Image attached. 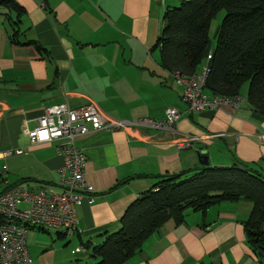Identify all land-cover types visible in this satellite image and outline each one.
Returning <instances> with one entry per match:
<instances>
[{
    "label": "crops",
    "instance_id": "0c3cea01",
    "mask_svg": "<svg viewBox=\"0 0 264 264\" xmlns=\"http://www.w3.org/2000/svg\"><path fill=\"white\" fill-rule=\"evenodd\" d=\"M3 1L0 182L6 187L1 192L16 183L30 190L59 188L63 156L52 143L31 144L27 134L55 104L80 107L92 99L109 115L129 121L164 119L167 109L177 108L179 133L198 137L185 148L166 129L149 126L80 137L93 201L77 206V233L54 229L56 238L39 249V255L46 253L42 264H94L86 243L98 244L105 231L117 230L129 205L163 175L204 165L202 155L213 166L239 163L264 174V115L247 100V88L237 106L189 112L184 86L161 65L155 46L164 11L175 0H14L22 11ZM214 48L210 43L201 66L209 65ZM18 148L24 152L16 153ZM7 150L12 153L3 157ZM9 173L18 180L10 182ZM252 206L240 200L218 202L205 212L188 209L183 222L166 221L122 264H260L244 226ZM26 243L34 264L27 238ZM79 246L84 250L76 252Z\"/></svg>",
    "mask_w": 264,
    "mask_h": 264
},
{
    "label": "trees",
    "instance_id": "16d2710c",
    "mask_svg": "<svg viewBox=\"0 0 264 264\" xmlns=\"http://www.w3.org/2000/svg\"><path fill=\"white\" fill-rule=\"evenodd\" d=\"M1 3L22 11L14 0ZM220 11L225 16L209 61L207 91L234 97L247 84V100L264 115V0H180L179 5L167 7L155 46L161 65L172 73H196L208 51L212 21ZM240 200L253 204L244 223L246 238L264 264V174L239 163L201 165L163 175L129 205L117 230L105 231L102 242L86 246L92 248L94 264H122L169 219L181 223L188 209L205 212L218 202Z\"/></svg>",
    "mask_w": 264,
    "mask_h": 264
},
{
    "label": "built area",
    "instance_id": "2783aa9c",
    "mask_svg": "<svg viewBox=\"0 0 264 264\" xmlns=\"http://www.w3.org/2000/svg\"><path fill=\"white\" fill-rule=\"evenodd\" d=\"M163 3L165 0H162ZM209 65L202 66L191 76L173 73L176 82L184 86L182 100L189 112L223 105L237 106L241 95L228 97L209 93L206 88ZM182 112L169 108L164 119L141 117L135 121L116 118L106 113L94 100L80 107L59 103L47 107L38 119V126L27 131L31 144L49 142L63 156L64 164L59 170V188L45 186L30 190L26 184L9 185L0 193V264H32L27 234L30 229L45 227L59 229L69 235L77 233V206L84 200L91 203L94 185L86 179L87 155L77 144L80 137L103 130L139 129L144 126L166 129L176 136L179 148L191 146L198 139L195 135L180 134L177 124ZM264 140V134L261 135ZM20 154L23 148L15 150ZM12 153L4 151L3 157ZM4 171H7L5 166ZM84 248L79 246L76 252Z\"/></svg>",
    "mask_w": 264,
    "mask_h": 264
},
{
    "label": "rangeland",
    "instance_id": "374dc122",
    "mask_svg": "<svg viewBox=\"0 0 264 264\" xmlns=\"http://www.w3.org/2000/svg\"><path fill=\"white\" fill-rule=\"evenodd\" d=\"M176 4H169V6H174V5H179L180 4V0H175ZM225 16V11H220L216 18L212 21V25H211V28H210V43H211V46L212 47H215L216 44H217V39H218V34H219V30H220V26H221V23H222V20ZM158 52L156 51L155 52V55H157ZM248 85H243L242 89L247 88ZM241 89V91H242ZM241 96H243L241 94ZM184 105H186L184 103ZM15 160V157H12L10 159H8V164L11 166V164L14 162ZM211 165V164H210ZM201 166V165H200ZM199 166V167H200ZM9 180L10 182H15L18 180V178L16 176H14V174H11L9 173ZM6 187V183L5 182H0V192L2 191V189ZM50 232H47V231H39L38 229H30L29 230V233H28V236H27V241L29 243V246L31 248V255L33 257V260H34V264H36L35 261H37V264H42V259L43 257L45 256V252L42 253L41 255H39V249L42 248L43 246L46 245L45 242H51L53 238H56V234H55V230L54 229H49ZM35 234H38V240L37 242L35 243H39L38 246H34L35 243H33V246H32V238L34 237ZM64 244V241L62 242H58L56 244V249H58V247H63ZM70 251V247H67V252Z\"/></svg>",
    "mask_w": 264,
    "mask_h": 264
},
{
    "label": "water",
    "instance_id": "95a60500",
    "mask_svg": "<svg viewBox=\"0 0 264 264\" xmlns=\"http://www.w3.org/2000/svg\"><path fill=\"white\" fill-rule=\"evenodd\" d=\"M201 162H202L204 165H208V164H209L208 156H207V155H202Z\"/></svg>",
    "mask_w": 264,
    "mask_h": 264
}]
</instances>
